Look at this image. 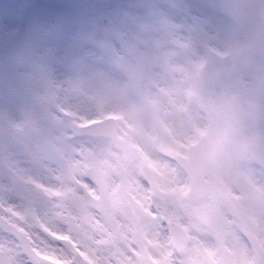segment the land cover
Segmentation results:
<instances>
[{
  "label": "rangeland",
  "instance_id": "obj_1",
  "mask_svg": "<svg viewBox=\"0 0 264 264\" xmlns=\"http://www.w3.org/2000/svg\"><path fill=\"white\" fill-rule=\"evenodd\" d=\"M0 110L11 125L1 213L55 259L238 264L241 221L264 236V165L251 157L264 151V0H0ZM106 114L115 136L71 134ZM175 151L203 156L201 195ZM139 158L162 188L157 219ZM94 169L106 186L98 215L81 195L96 194ZM169 219L189 233L176 262ZM8 240L0 229L14 264Z\"/></svg>",
  "mask_w": 264,
  "mask_h": 264
},
{
  "label": "water",
  "instance_id": "obj_2",
  "mask_svg": "<svg viewBox=\"0 0 264 264\" xmlns=\"http://www.w3.org/2000/svg\"><path fill=\"white\" fill-rule=\"evenodd\" d=\"M2 125L5 126L6 122L4 120L3 115L0 114V126L2 127ZM72 130L75 133H85L91 135H99V134L110 135L115 133V121L112 117H106L100 121L92 122L89 125H84V126L73 125ZM262 155H263L262 151H255L253 153V156L259 161H262ZM176 161L186 171L188 175V179L194 191L203 189L205 187L202 163L199 157L196 156L186 157V156L178 155L176 156ZM141 163L144 162L141 161ZM142 166L145 167L144 164ZM141 169L144 171L146 170V167ZM3 220L4 219L0 216V223L3 224L5 228L11 230L15 236L17 235L19 236L20 230L14 229V226L9 223L4 224ZM182 237L183 236L181 235L178 236L179 239H181ZM179 239L176 240V245L178 244ZM22 245L24 248L28 246L26 242H22Z\"/></svg>",
  "mask_w": 264,
  "mask_h": 264
},
{
  "label": "flooded vegetation",
  "instance_id": "obj_3",
  "mask_svg": "<svg viewBox=\"0 0 264 264\" xmlns=\"http://www.w3.org/2000/svg\"><path fill=\"white\" fill-rule=\"evenodd\" d=\"M241 222H242V224H241V226L238 229V234H237L238 237H236L235 243H236L237 247L241 248V252L243 254L245 253V251L247 252V250H248V257L246 258V256H243L241 254V257H239L238 260H244V261H242V262H235V263H238V264H241V263H244V264H264V262L261 261V260H259L258 262L252 260V254L250 252V245L248 244L247 239L242 234L244 231H247L248 232V230L246 229L245 224L243 223V221H241ZM249 230L252 231L253 234L256 236V239H257L259 245L262 247V249L264 251V236H261L259 233L256 232V230H251V229H249ZM244 238H245V240H244ZM239 241L243 244L242 246L244 248H242L240 246V242ZM246 242H247V244H246ZM245 246H247V250L245 249L246 248ZM35 249L38 252L41 253V251L39 249H37V248H35ZM19 253H20V256L19 257L22 260L21 261H18L17 264H20V263L23 264V262H24V264H44V263H41V262H38V261H34V260L28 258L27 256H25L21 252H19ZM9 254H10V251H9ZM147 262L149 264H157V261H147ZM147 262L145 264H148ZM137 263H138V261H137ZM65 264H67V263H65ZM224 264H229V263L228 262H225Z\"/></svg>",
  "mask_w": 264,
  "mask_h": 264
},
{
  "label": "snow or ice",
  "instance_id": "obj_4",
  "mask_svg": "<svg viewBox=\"0 0 264 264\" xmlns=\"http://www.w3.org/2000/svg\"><path fill=\"white\" fill-rule=\"evenodd\" d=\"M5 243H9V244H12L13 247H19L18 245H15L14 242H12L11 240H8V241H4ZM0 264H3V262H0ZM9 264H11V262H9Z\"/></svg>",
  "mask_w": 264,
  "mask_h": 264
}]
</instances>
